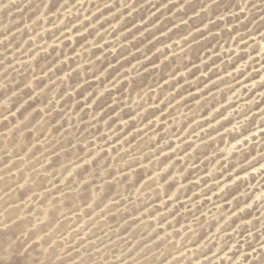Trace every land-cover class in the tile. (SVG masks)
<instances>
[{
    "label": "rangeland",
    "instance_id": "obj_1",
    "mask_svg": "<svg viewBox=\"0 0 264 264\" xmlns=\"http://www.w3.org/2000/svg\"><path fill=\"white\" fill-rule=\"evenodd\" d=\"M0 264H264V0H0Z\"/></svg>",
    "mask_w": 264,
    "mask_h": 264
}]
</instances>
